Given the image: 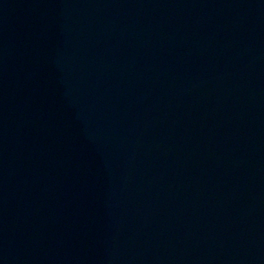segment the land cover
I'll return each instance as SVG.
<instances>
[{"label":"water","instance_id":"obj_1","mask_svg":"<svg viewBox=\"0 0 264 264\" xmlns=\"http://www.w3.org/2000/svg\"><path fill=\"white\" fill-rule=\"evenodd\" d=\"M137 264H264V0H119Z\"/></svg>","mask_w":264,"mask_h":264}]
</instances>
